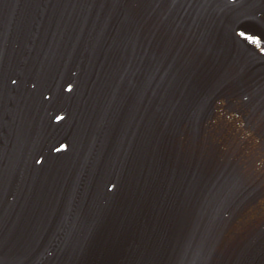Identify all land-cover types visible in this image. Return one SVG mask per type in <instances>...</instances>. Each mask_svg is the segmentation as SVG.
<instances>
[{"label":"water","instance_id":"1","mask_svg":"<svg viewBox=\"0 0 264 264\" xmlns=\"http://www.w3.org/2000/svg\"><path fill=\"white\" fill-rule=\"evenodd\" d=\"M0 264H264V0H0Z\"/></svg>","mask_w":264,"mask_h":264},{"label":"snow or ice","instance_id":"2","mask_svg":"<svg viewBox=\"0 0 264 264\" xmlns=\"http://www.w3.org/2000/svg\"><path fill=\"white\" fill-rule=\"evenodd\" d=\"M241 34L247 36L249 39L253 40V41L256 42V43H259V37H256V36H250V35H249L248 33H246V32H242Z\"/></svg>","mask_w":264,"mask_h":264}]
</instances>
